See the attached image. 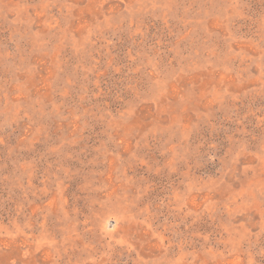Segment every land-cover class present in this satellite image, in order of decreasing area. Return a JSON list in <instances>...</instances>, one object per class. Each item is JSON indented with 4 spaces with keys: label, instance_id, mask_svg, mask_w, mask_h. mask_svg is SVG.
<instances>
[{
    "label": "rangeland",
    "instance_id": "1",
    "mask_svg": "<svg viewBox=\"0 0 264 264\" xmlns=\"http://www.w3.org/2000/svg\"><path fill=\"white\" fill-rule=\"evenodd\" d=\"M0 264H264V0H0Z\"/></svg>",
    "mask_w": 264,
    "mask_h": 264
}]
</instances>
